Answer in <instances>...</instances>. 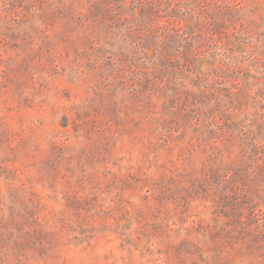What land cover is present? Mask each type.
I'll list each match as a JSON object with an SVG mask.
<instances>
[{
  "label": "rangeland",
  "instance_id": "rangeland-1",
  "mask_svg": "<svg viewBox=\"0 0 264 264\" xmlns=\"http://www.w3.org/2000/svg\"><path fill=\"white\" fill-rule=\"evenodd\" d=\"M0 264H264V0H0Z\"/></svg>",
  "mask_w": 264,
  "mask_h": 264
}]
</instances>
